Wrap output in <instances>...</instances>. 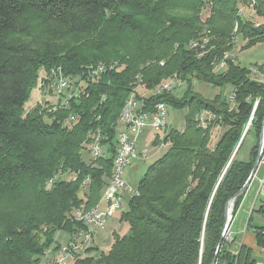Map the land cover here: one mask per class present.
Here are the masks:
<instances>
[{"label": "trees", "instance_id": "16d2710c", "mask_svg": "<svg viewBox=\"0 0 264 264\" xmlns=\"http://www.w3.org/2000/svg\"><path fill=\"white\" fill-rule=\"evenodd\" d=\"M236 36L242 50L264 44V0H0V264H45L44 253L59 247L58 232L84 228L74 212L100 204L119 119L138 84L148 104L187 108L190 115L184 130L166 132L168 151L147 168L138 195L128 197L119 220L128 234L116 235L107 254L89 249L74 264H211L226 205L251 175L264 121V78L251 71L264 77V63L248 68L232 57L216 72L233 55ZM193 42L200 46L190 48ZM98 64L108 65L99 77L90 70ZM58 68L68 82L85 86L67 106L25 115L40 71L52 72L47 78L54 81ZM173 77L188 84L182 97L149 94ZM193 80L231 87L234 101L222 94L205 99L193 92ZM203 111L216 116L206 128L196 119ZM221 125L226 131L211 144ZM94 135L109 156L86 163ZM257 213L264 217V205ZM256 240L264 248V227ZM229 242L216 264H255L250 249L233 254Z\"/></svg>", "mask_w": 264, "mask_h": 264}, {"label": "rangeland", "instance_id": "374dc122", "mask_svg": "<svg viewBox=\"0 0 264 264\" xmlns=\"http://www.w3.org/2000/svg\"><path fill=\"white\" fill-rule=\"evenodd\" d=\"M248 12H249L248 9L246 11H244L245 14H247ZM244 13H243V15H244ZM205 14L206 13L202 14L203 18H205ZM205 38L206 37H204L203 39H205ZM235 38H237V40L234 39V42L236 44H235V49L233 51V55L235 58H237L238 62L241 63L242 66L250 68L252 65L264 63V44L258 43L257 46H255L251 49L242 50V48L244 47V42L242 41L240 36H236ZM206 39H208V42H209V38H206ZM107 64H111V63H107ZM95 66H97V65H95ZM217 68H219V64H218ZM218 71H219V69L216 70V72H218ZM51 74H52V72L51 73L46 72V78L49 77ZM40 75H43L42 71H40V73H39V79H38L37 87L33 91L31 98H30V101L24 106L25 115L27 113L33 111V109H36L39 106H41L45 109L49 108L50 110L52 108L55 110V108L60 106V105L64 106L66 95H68V97L71 94H73V96L77 95L79 93V89H81L82 87L85 86L81 83V86H79V88H78V93H74L75 92L74 86L77 82H75V79L74 80L72 79L70 81L71 87L69 89L64 91V93L60 97H53L52 93L50 91H45L42 88V86L40 85V83H39ZM57 77H58V75L56 74L55 78L57 79ZM54 81H53V86H54ZM77 81H78V79H77ZM179 84L180 83L178 82L177 85L175 86L174 90L172 91V94H174L178 97H182L185 94L186 86L188 84L186 83V85H184L183 87L181 86V84L180 85ZM192 86H193L192 88H193L194 93H199L202 97H204L205 99H208V100H212L217 95H221V94L223 96H227V97L231 98V87H229V86L224 87V88H212V87L208 86L206 83L199 82L196 80L192 81ZM141 88H142V85L138 84V86L136 87V89L134 91L136 93H138V95H147V93L145 94L144 92H148V91H144ZM67 91H70V92L68 93ZM49 99H51L50 102H48ZM53 101H54V103L50 104ZM46 104H48L47 105L48 107H45ZM189 115H190V110L187 108L180 110L177 108L168 107L167 132L184 130L185 126H186V119ZM225 131H226V128L222 127V125L215 127V129L213 130V133H212L211 144L215 145V143L220 139V137L223 135V133ZM145 133L146 134L141 133V135L137 138L138 159L134 160L133 164L128 168V170H126V172L124 174L125 181L134 191L137 190L138 183H139L140 179L145 175L146 171L148 170L147 168H149L156 161H158L161 157H163L164 156L163 154H166V152L168 151V148H169L168 144L165 145L162 143L165 139V135L163 133H160L158 135L156 133H152L150 130L145 131ZM165 134H166V132H165ZM157 137H159V139H157ZM249 148H250L249 146H245L242 149L240 159L246 160L248 158ZM105 151H106V147H104V152ZM105 155L108 156L107 153ZM89 157L90 156H89V147H88V149L85 151V154L83 156V159L86 163H90L91 158H89ZM262 157H264V153H263ZM93 161H94V158H93ZM263 165H261V162H260V167ZM67 174L71 175V173H69V172ZM111 174H112V172H111ZM61 176H62V179H65L64 178L65 174H61ZM72 179H73V177H72ZM102 197H103V195L101 196V199H102ZM127 202H128V198H126L124 200L123 210H120V212H118L116 215H114V217H112L108 220V222L106 223L107 224L106 229L104 231H99L96 233V236L94 237L95 242L93 243L95 246L93 245V248H98L99 253L107 254L109 252V250H111V247L114 243V238L116 235L118 237H122V236H125L126 234H128V231H129L128 225L125 223H120V221H119L122 212L127 210ZM233 210H234V207H233ZM260 217L261 216H258L255 214L254 225L257 224V221H262L261 223L264 224V219L260 218ZM115 233H116V235L114 236ZM227 236H228V233L226 235V238H227ZM68 238H70L69 234L64 233V232H58L55 236L57 244L60 245L59 247L65 245V242H67V240H69ZM56 246H57L56 244L53 245V250L50 253V256H51L50 264H55V262H54L55 257H57L56 252H58L57 250H59V247L57 250H54L56 248ZM53 254H55V255H53ZM92 255H95V253H90V256H92ZM67 264H74V263L69 262Z\"/></svg>", "mask_w": 264, "mask_h": 264}, {"label": "built area", "instance_id": "2783aa9c", "mask_svg": "<svg viewBox=\"0 0 264 264\" xmlns=\"http://www.w3.org/2000/svg\"><path fill=\"white\" fill-rule=\"evenodd\" d=\"M237 40V38H236ZM228 62L223 63L220 66V71H225L227 69ZM253 75L258 79H263L262 74L258 70H251ZM43 75H40L39 83L45 91H50L55 94V91L62 86H53V78H46V71H42ZM106 72V70H102ZM55 74H61V69L58 68L57 71H54ZM53 75V76H54ZM99 78H93L92 82L97 81ZM45 80V81H44ZM181 84V82H180ZM41 88V87H40ZM74 93H78V88L74 86ZM68 93L70 91H67ZM169 94V87H166L165 95ZM163 95H158L160 97ZM73 99V94L69 97L66 95L65 104L67 106L69 101ZM234 101L232 96L231 102ZM164 107H168L165 103L158 104H145V106H137V95L132 100V107L128 109L123 125H119L117 129L116 144H122L123 147V161L120 163L119 177L115 178V181L107 185V197H106V206L103 209H96L90 214V218L81 219L79 223L84 225V228L80 229L74 234L69 235L70 238L65 242V253L62 256V264H67L69 262H75L78 259H84L88 255V249H93L94 237L99 231H104L106 229V223L114 215H116L120 210H123V203L125 198L131 196H137L138 191L132 190V188L127 184L124 179V174L126 170L132 165L133 161L138 159L137 153V138L140 136L141 132L143 133L146 130H150L152 133L160 134L163 133L165 136V129H157L156 125V110H163V119H167L164 116ZM209 118L211 115L209 114ZM212 119V118H211ZM100 146V145H98ZM93 152H98L97 150L89 149V158L93 162ZM108 155V154H107ZM109 156V155H108ZM108 156H100L108 157ZM261 160V165L264 164V157ZM74 177V176H73ZM53 183H47L48 187H51ZM88 184L90 185V179ZM88 185L84 186L87 187ZM77 211V210H76ZM79 211V210H78ZM77 211V212H78ZM229 238V234L227 239ZM53 250H48L44 253L43 261L45 264H50V253Z\"/></svg>", "mask_w": 264, "mask_h": 264}, {"label": "bare ground", "instance_id": "6f19581e", "mask_svg": "<svg viewBox=\"0 0 264 264\" xmlns=\"http://www.w3.org/2000/svg\"><path fill=\"white\" fill-rule=\"evenodd\" d=\"M198 46H200V44L198 42H193V43H191L190 48L193 49V48H197ZM232 57H234V55H226L225 59L219 63V68L218 69H220V66L223 65V63H226L227 59H230ZM116 66H117V64H113L109 68L110 69L111 68H115ZM107 69H108V65H106V64H100L99 65L98 64V66L96 68H92L90 70H94L93 71L94 75L99 77L100 75H102L104 73V72H102V70H107ZM178 82H179V80H178L177 77L170 78V79L162 82L160 85L155 87L153 90H151L149 92V94L150 95H154V96H157V94L158 95H163L165 93L166 87H169V92H172ZM54 86H62V87H59L55 91V93L59 95V94H62L63 93L62 91H64L67 87L69 88L71 86V84H70V82H68V80L61 73V74L58 75L57 79L54 81ZM135 93L131 94V96L127 100V103L125 102L123 111L121 110L122 113H121V116H120V119H119V125H123L125 117H126V114L128 112V109H131L132 100H133V98L136 97V95H137V106H145V104H147L146 101L149 98L147 95H138V93H136V94ZM167 113H168V107H164V116H165L166 119H167ZM209 114L211 115L212 119L209 118ZM155 115H156L157 129H165V132H167L166 120L163 119V110H156V114ZM215 118H216V116L210 111H208V112L207 111H203V112L198 113L196 115L197 122L199 123L200 127H202V128H206L208 125H210V123L212 121H214ZM72 120H74V118H72ZM98 145H100V146H98ZM97 147H98V152H93V157L92 158L99 159L100 156H106L105 152H104V147H103V145L100 142V136L99 135H94L92 137L90 148H91V150H97ZM114 156L115 157L113 158L114 159L113 172H112L111 178H110V180H109V182L107 184H111L112 182L115 181V178L119 177L120 163H121V161H123V147H122V144H117L116 153H115ZM88 182H89V179H87L84 184L85 185H89ZM106 197H107V186H106V188L104 190V194H103V197L101 199L100 204L98 206L94 207V208H91V209H83V208L81 209L80 208V209H78L79 211L77 210L78 212L75 210L74 215H73L74 219L77 222H79V220H81V219H88V218H90V214L93 211H96V209L105 208V206H106ZM103 201L105 203L104 207L101 205V203ZM232 213H233V207L231 206L230 212H229L230 216L232 215ZM57 251H58V252H56L57 253V257H55V261L54 262H55V264H62V256L65 253V245L59 247V250H57ZM50 260H51V256H50Z\"/></svg>", "mask_w": 264, "mask_h": 264}, {"label": "crops", "instance_id": "0c3cea01", "mask_svg": "<svg viewBox=\"0 0 264 264\" xmlns=\"http://www.w3.org/2000/svg\"><path fill=\"white\" fill-rule=\"evenodd\" d=\"M143 134H146L145 131ZM157 139H159V137H157ZM105 152L108 153L107 150ZM126 198H128V196ZM101 205L103 207L105 206L104 201L101 203ZM263 205L264 165L258 169L249 189L244 194L235 215H233V221L228 232V240H230L229 243L231 244L230 251L233 254H237L242 247L250 249L255 264H264V248H261L257 244L256 240V229L264 227V224L261 223L262 221H257V224L254 225V216L255 214L261 216L257 213V210ZM260 218L264 219L262 216ZM115 235L116 233L114 236Z\"/></svg>", "mask_w": 264, "mask_h": 264}, {"label": "water", "instance_id": "95a60500", "mask_svg": "<svg viewBox=\"0 0 264 264\" xmlns=\"http://www.w3.org/2000/svg\"><path fill=\"white\" fill-rule=\"evenodd\" d=\"M256 107H257V105L255 106L254 110H256ZM254 113H255V111L253 112V115H254ZM253 115H252V118H253ZM252 118H251V120H252ZM251 120H250V122H249V124H248V126H247V128H246V130L244 132V134H243V137H242V139H241L236 151H238V149H239V147H240V145H241V143H242V141H243V139H244V137H245V135H246V133L248 131V127L251 125ZM262 124L263 125H262V132H261V135H260L258 155H257L256 161L254 163L251 175H250L249 179L247 180V182L245 183L244 187L240 191H238V193L226 205V213H225V217H226L225 219L226 220H225V225H224V230H223L224 233H222V235H221V239L219 241V244H218V247H217V250H216L215 258H214V260L212 261L211 264H216V262H217L216 259L218 258V255H219V253H220V251L222 249L223 243H224V241L226 239V235H227V233L229 231L230 225H231V223L233 221V213H232L231 216L229 214L231 206L234 207L235 201L240 196H242L243 194H245L247 192V190L249 189V187H250V185H251V183H252V181H253V179H254V177H255V175H256L259 167H260V162H261V159H262V156H263V153H264V121H263ZM235 154H236V152H235Z\"/></svg>", "mask_w": 264, "mask_h": 264}]
</instances>
